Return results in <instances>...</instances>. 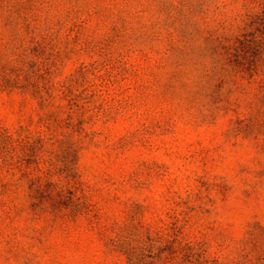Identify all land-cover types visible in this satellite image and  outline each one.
<instances>
[{"label":"rangeland","instance_id":"rangeland-1","mask_svg":"<svg viewBox=\"0 0 264 264\" xmlns=\"http://www.w3.org/2000/svg\"><path fill=\"white\" fill-rule=\"evenodd\" d=\"M0 264H264V0H0Z\"/></svg>","mask_w":264,"mask_h":264},{"label":"trees","instance_id":"trees-1","mask_svg":"<svg viewBox=\"0 0 264 264\" xmlns=\"http://www.w3.org/2000/svg\"><path fill=\"white\" fill-rule=\"evenodd\" d=\"M239 42H241V43H245V40H239Z\"/></svg>","mask_w":264,"mask_h":264}]
</instances>
